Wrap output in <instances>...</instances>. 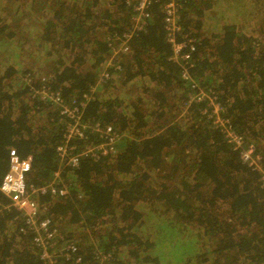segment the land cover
Listing matches in <instances>:
<instances>
[{
    "label": "trees",
    "instance_id": "1",
    "mask_svg": "<svg viewBox=\"0 0 264 264\" xmlns=\"http://www.w3.org/2000/svg\"><path fill=\"white\" fill-rule=\"evenodd\" d=\"M137 1L0 0V181L14 161L29 165V183L51 179L64 123L44 92L66 104L87 93V121L127 136L114 156L65 169L70 194L46 209L80 264L264 261L260 172L213 123L209 99L189 100L196 86L173 56L168 0L149 5L141 30ZM179 1L191 76L264 158V0ZM8 205L0 191V264H43Z\"/></svg>",
    "mask_w": 264,
    "mask_h": 264
},
{
    "label": "built area",
    "instance_id": "2",
    "mask_svg": "<svg viewBox=\"0 0 264 264\" xmlns=\"http://www.w3.org/2000/svg\"><path fill=\"white\" fill-rule=\"evenodd\" d=\"M153 1L159 0H139L134 4V9L138 12L133 21L134 29L144 28L146 18L149 16V5ZM179 11V0H168L164 5L165 28L168 40L173 44V56L178 62L181 61L187 70L182 77L192 88L196 86L189 100L202 101L204 97L209 99V107H213V123L217 126L222 125L228 142L238 151L242 161L251 169L260 172V183L264 188V158L257 152L254 144H245L244 136L237 133L229 120L219 114L220 106L215 101L216 97L200 87L199 82L189 72L192 66L191 57L190 53L184 51L188 42L177 39V32L180 30ZM131 36L130 33L125 35L122 43L113 49V56L128 51V40ZM44 95L58 103L61 108L60 122L64 123L63 133L61 141L55 148L59 166L49 181L34 184L28 182L29 165L24 161H14L0 181V191L9 199V205L6 207L21 211L24 224L20 232L31 237L32 245L43 264H80L82 257L79 247L73 241H66L61 245L63 243L59 240L63 239V236L46 209L50 203L62 200L70 194V185L63 177L65 169L78 167L85 157L97 161L114 156L119 152L127 134L113 124L87 121L84 117V107L87 104L86 100L89 99L87 93L83 95L82 100H74L70 104L63 103L59 93L45 91ZM91 135L97 137L95 142L89 139ZM254 264H264V261Z\"/></svg>",
    "mask_w": 264,
    "mask_h": 264
},
{
    "label": "rangeland",
    "instance_id": "3",
    "mask_svg": "<svg viewBox=\"0 0 264 264\" xmlns=\"http://www.w3.org/2000/svg\"><path fill=\"white\" fill-rule=\"evenodd\" d=\"M113 55V54H112Z\"/></svg>",
    "mask_w": 264,
    "mask_h": 264
}]
</instances>
